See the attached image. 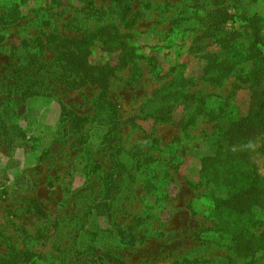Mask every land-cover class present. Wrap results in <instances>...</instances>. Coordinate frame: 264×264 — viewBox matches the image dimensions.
Wrapping results in <instances>:
<instances>
[{
  "label": "rangeland",
  "instance_id": "374dc122",
  "mask_svg": "<svg viewBox=\"0 0 264 264\" xmlns=\"http://www.w3.org/2000/svg\"><path fill=\"white\" fill-rule=\"evenodd\" d=\"M2 6L0 264H264V46L216 25L264 42V0ZM105 33L138 50L62 38ZM225 151L232 196L200 168ZM214 197L248 218L207 242Z\"/></svg>",
  "mask_w": 264,
  "mask_h": 264
},
{
  "label": "trees",
  "instance_id": "16d2710c",
  "mask_svg": "<svg viewBox=\"0 0 264 264\" xmlns=\"http://www.w3.org/2000/svg\"><path fill=\"white\" fill-rule=\"evenodd\" d=\"M26 0H0V4H4V11L2 12V15L8 16L9 12L11 10H15L17 12V8L22 5ZM10 4V6H9ZM6 5H8L6 7ZM1 15V16H2ZM228 21L232 22H240L245 24L246 26L250 27L251 30L254 33L255 36V42L259 44L261 47L264 46V42L262 41V36L260 32V27L257 23V20L253 16H245V15H230V14H223L219 17V19L216 21V25L224 24ZM116 35H112L110 33H105L104 35L98 36V35H85V36H80V37H72V36H66L63 35V39L66 38L67 43L70 44L71 46H76L78 44H86V46H93L94 44L98 45L100 50L102 52L114 54L116 53V56L118 58L120 57H125L127 55L132 54L136 50H138V47H133L125 43V41H122L118 38L115 37ZM168 95H164L161 99L160 107H164V101L168 98ZM164 100V101H163ZM168 107V105H166ZM165 114V115H164ZM169 111L167 108L159 114L156 115V118H159L160 120H168L169 116ZM253 115H248L244 120H249ZM238 152L234 151L233 153H230V151H225V152H218L217 155L214 157H209L205 158L201 161L200 168L205 171V173H213V172H220V175L217 176L219 179V184L223 185L226 188V191L228 194L232 196V194H236V188H233L236 184L237 189L239 190L238 183L235 179V176L233 179H229L228 177L230 170H233L232 165L228 164L225 162V158H223L221 155L224 154L226 158H229L231 154H236ZM213 166V167H212ZM224 168L222 174H221V168ZM230 168V169H229ZM235 169V167H234ZM215 174V173H213ZM229 183V184H228ZM235 183V184H234ZM240 193V192H239ZM249 191L241 192L240 195H246L248 194ZM230 199L229 198H224V197H217L213 199V206H214V212H217L218 216L221 217L224 221L223 226H220L219 229L216 232H219V236L217 239H206L207 242H220L222 239V235H220V232L222 234H227L229 231H237L238 226L242 228L243 222L246 223V219L248 216L246 214L242 215L241 217L233 213V211H230L226 206L225 203H229ZM254 222L258 223V220L252 218ZM238 225V226H237ZM252 224L249 226L251 227ZM245 229V228H244ZM264 236V233L260 234L259 236ZM245 236H247L246 240H250L251 233H245ZM201 239V238H200ZM264 240V239H263ZM224 247L227 249L233 250V251H238V246L236 245V242L229 241L228 243H223ZM239 252L241 253V249H239Z\"/></svg>",
  "mask_w": 264,
  "mask_h": 264
}]
</instances>
